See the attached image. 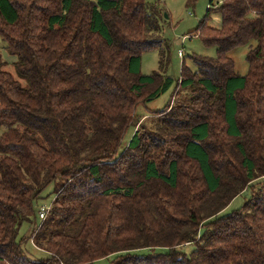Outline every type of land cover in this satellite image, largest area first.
Returning <instances> with one entry per match:
<instances>
[{"label":"trees","instance_id":"obj_1","mask_svg":"<svg viewBox=\"0 0 264 264\" xmlns=\"http://www.w3.org/2000/svg\"><path fill=\"white\" fill-rule=\"evenodd\" d=\"M210 10L191 34L216 56L182 62L168 104L144 118L172 85L158 2L0 0V38L28 83L0 61V264H264V0H221L218 29ZM250 41L239 76L228 52ZM151 50L159 70L143 75ZM24 223L45 259L23 251Z\"/></svg>","mask_w":264,"mask_h":264},{"label":"rangeland","instance_id":"obj_2","mask_svg":"<svg viewBox=\"0 0 264 264\" xmlns=\"http://www.w3.org/2000/svg\"><path fill=\"white\" fill-rule=\"evenodd\" d=\"M221 0H146L147 4L157 3L163 9V19L161 20V37L164 42L169 46V49L165 50V57L167 59V67L163 71L167 77L172 80L171 87L155 99L147 102L145 105H141L137 108V114L140 117L148 118L150 112L162 110L169 102L175 81L180 77V67L182 62L191 70L196 71V67L191 60L192 56H203L208 58H214L216 56L215 46H205L201 40L191 34L201 22L206 14L208 8L210 18L207 21V26L218 29L221 25V16L219 12L214 10ZM186 38L185 40H183ZM255 46L254 41L236 46L228 52V57L234 64L235 72L239 76H245L248 72V64L246 62V54ZM6 43L0 38V61L3 63V70L9 72L14 79L19 81L21 86L27 87V79L18 75L14 68V62L17 57L10 54L6 49ZM164 48V46H163ZM181 51L183 57L178 56V52ZM167 54V55H166ZM159 50H151L142 54L140 62V73L143 75H149L154 71L159 70ZM233 103L227 105V118L229 123L232 121L233 115ZM233 130V129H231ZM1 132V130H0ZM233 132V131H232ZM133 131H130L124 141L123 147L131 139ZM120 149V151L123 149ZM54 185H49L42 194V197L35 204V223L39 225L41 220H38L37 213L41 208H49L54 200ZM250 197V190H246L244 193L236 197L227 208H225L221 215H226L234 210L240 208L246 200ZM77 224L72 225L67 229V232L74 231ZM31 225L28 223L22 224L18 233V240L24 241L22 249L25 254L33 261L45 259L47 253L38 247H36V235L34 238H29L31 233ZM57 227H53L52 230H56ZM193 246L187 245L181 248L183 252L189 254L193 250ZM141 253H144L142 251ZM111 258H105L95 261L94 264H110Z\"/></svg>","mask_w":264,"mask_h":264},{"label":"built area","instance_id":"obj_3","mask_svg":"<svg viewBox=\"0 0 264 264\" xmlns=\"http://www.w3.org/2000/svg\"><path fill=\"white\" fill-rule=\"evenodd\" d=\"M186 38H184L183 40H185ZM178 56L180 58L183 57V54L181 51L178 52ZM50 211V208H41L40 211L37 213V217H38V220H45V218L47 217L48 213Z\"/></svg>","mask_w":264,"mask_h":264},{"label":"crops","instance_id":"obj_4","mask_svg":"<svg viewBox=\"0 0 264 264\" xmlns=\"http://www.w3.org/2000/svg\"><path fill=\"white\" fill-rule=\"evenodd\" d=\"M164 45V44H163Z\"/></svg>","mask_w":264,"mask_h":264}]
</instances>
